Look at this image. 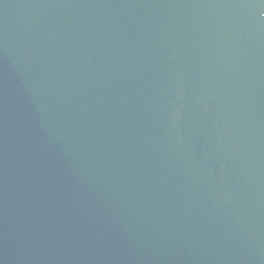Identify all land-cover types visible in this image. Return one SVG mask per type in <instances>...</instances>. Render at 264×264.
Segmentation results:
<instances>
[{
  "label": "water",
  "instance_id": "obj_1",
  "mask_svg": "<svg viewBox=\"0 0 264 264\" xmlns=\"http://www.w3.org/2000/svg\"><path fill=\"white\" fill-rule=\"evenodd\" d=\"M0 264H264V0H0Z\"/></svg>",
  "mask_w": 264,
  "mask_h": 264
}]
</instances>
